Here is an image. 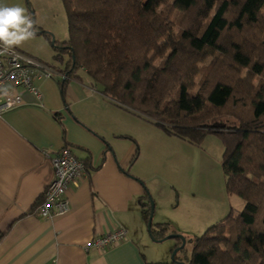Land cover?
<instances>
[{"label": "trees", "instance_id": "obj_1", "mask_svg": "<svg viewBox=\"0 0 264 264\" xmlns=\"http://www.w3.org/2000/svg\"><path fill=\"white\" fill-rule=\"evenodd\" d=\"M60 2L64 76L85 71L116 108L170 138L223 144L226 194L246 206L192 241L189 264H264V0ZM156 227L164 240L168 226Z\"/></svg>", "mask_w": 264, "mask_h": 264}, {"label": "crops", "instance_id": "obj_2", "mask_svg": "<svg viewBox=\"0 0 264 264\" xmlns=\"http://www.w3.org/2000/svg\"><path fill=\"white\" fill-rule=\"evenodd\" d=\"M36 87L40 100L18 90L23 105L0 114V264H171L160 261L142 217L146 186L135 174L142 142L134 127L147 132L145 124L77 76L57 71ZM65 148L87 165L86 176L69 191L65 216L41 220L36 208ZM118 229L126 242L89 250Z\"/></svg>", "mask_w": 264, "mask_h": 264}, {"label": "rangeland", "instance_id": "obj_3", "mask_svg": "<svg viewBox=\"0 0 264 264\" xmlns=\"http://www.w3.org/2000/svg\"><path fill=\"white\" fill-rule=\"evenodd\" d=\"M0 6L23 7L26 15L35 21V35L11 49L40 62L53 73L64 69L56 60L62 45L69 41L67 20L60 0H0ZM78 55H82L81 49H78ZM64 59L68 62L67 57ZM75 76L85 85L94 86L85 71L78 70ZM141 122L147 132H141L137 125L134 127L135 141L138 138L142 142V156L134 168L135 174L143 179L142 185L146 186L145 205H154L155 229L152 231L157 232L156 226L165 225L168 227L164 239H186L187 245L178 254L177 263L189 264L194 251L192 241L204 237L231 214L243 212L246 205L240 198L226 194L222 168L224 147L218 138L209 136L200 147H194ZM150 241L155 245L160 261L173 264L172 254L179 240L160 244L151 238Z\"/></svg>", "mask_w": 264, "mask_h": 264}, {"label": "built area", "instance_id": "obj_4", "mask_svg": "<svg viewBox=\"0 0 264 264\" xmlns=\"http://www.w3.org/2000/svg\"><path fill=\"white\" fill-rule=\"evenodd\" d=\"M0 46V114L23 105L18 90H25L40 100L41 94L36 81L52 79L54 73L46 66L26 58L13 49L2 51ZM54 179L45 191L42 201L36 208V216L41 220H51L65 216L70 211L68 193L80 186L86 176V166L78 160L69 148L62 150L52 161ZM127 241L125 231L118 229L112 234L93 241L89 250L106 252Z\"/></svg>", "mask_w": 264, "mask_h": 264}, {"label": "clouds", "instance_id": "obj_5", "mask_svg": "<svg viewBox=\"0 0 264 264\" xmlns=\"http://www.w3.org/2000/svg\"><path fill=\"white\" fill-rule=\"evenodd\" d=\"M35 21L26 15L20 6H0V43L4 45L2 51H8L13 46L32 38L36 29Z\"/></svg>", "mask_w": 264, "mask_h": 264}, {"label": "water", "instance_id": "obj_6", "mask_svg": "<svg viewBox=\"0 0 264 264\" xmlns=\"http://www.w3.org/2000/svg\"><path fill=\"white\" fill-rule=\"evenodd\" d=\"M75 65V59L73 57V67ZM153 219H154V205H151V215H150V218H149V222H148V234L150 236V238L155 242V243H163V242H166V241H170V240H179L180 243H181V247L178 248L174 254L172 255V262L174 263L175 262V258L178 256V254L180 252H182L184 250V248L186 247L187 245V241L186 239L182 238V237H170V238H167V239H164L162 241H155L153 235H152V229H153ZM0 240H1V236H0ZM176 264H179V263H176Z\"/></svg>", "mask_w": 264, "mask_h": 264}]
</instances>
